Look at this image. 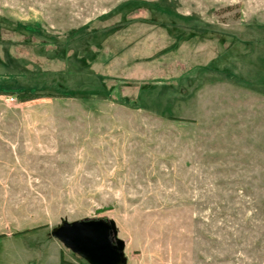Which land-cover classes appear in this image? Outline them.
<instances>
[{
    "label": "rangeland",
    "instance_id": "374dc122",
    "mask_svg": "<svg viewBox=\"0 0 264 264\" xmlns=\"http://www.w3.org/2000/svg\"><path fill=\"white\" fill-rule=\"evenodd\" d=\"M99 219L264 264V0H0V264H89L52 232Z\"/></svg>",
    "mask_w": 264,
    "mask_h": 264
},
{
    "label": "water",
    "instance_id": "95a60500",
    "mask_svg": "<svg viewBox=\"0 0 264 264\" xmlns=\"http://www.w3.org/2000/svg\"><path fill=\"white\" fill-rule=\"evenodd\" d=\"M72 253L89 264H126L124 243L113 221L104 219L64 223L52 232Z\"/></svg>",
    "mask_w": 264,
    "mask_h": 264
},
{
    "label": "trees",
    "instance_id": "16d2710c",
    "mask_svg": "<svg viewBox=\"0 0 264 264\" xmlns=\"http://www.w3.org/2000/svg\"><path fill=\"white\" fill-rule=\"evenodd\" d=\"M225 74H226V76L232 77V78H234L237 81L240 80V78L237 75H235V71H232L231 73H225ZM7 79L8 80H13V79H17V77L14 76V75H11ZM39 97H40V95L35 94V93H20V94L17 95V100L20 103H28V102H32V101L38 99ZM60 264H70V263H67L65 261V259L63 257V254H61Z\"/></svg>",
    "mask_w": 264,
    "mask_h": 264
}]
</instances>
